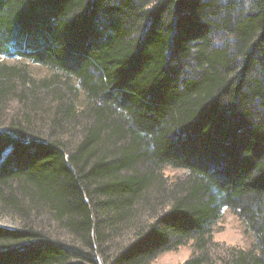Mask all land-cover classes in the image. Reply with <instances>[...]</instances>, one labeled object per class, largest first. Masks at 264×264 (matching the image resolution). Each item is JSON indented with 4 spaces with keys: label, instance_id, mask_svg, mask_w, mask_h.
Listing matches in <instances>:
<instances>
[{
    "label": "trees",
    "instance_id": "16d2710c",
    "mask_svg": "<svg viewBox=\"0 0 264 264\" xmlns=\"http://www.w3.org/2000/svg\"><path fill=\"white\" fill-rule=\"evenodd\" d=\"M0 56V264H212L224 210L264 264V0H0Z\"/></svg>",
    "mask_w": 264,
    "mask_h": 264
},
{
    "label": "rangeland",
    "instance_id": "374dc122",
    "mask_svg": "<svg viewBox=\"0 0 264 264\" xmlns=\"http://www.w3.org/2000/svg\"><path fill=\"white\" fill-rule=\"evenodd\" d=\"M17 61V60H15ZM0 62H6L11 64L14 62L13 59H7L0 56ZM26 65L37 78L44 77L48 74V70L32 63L26 62ZM184 173L179 170L165 169L163 171L164 177L168 180L173 181L175 178L182 176ZM9 218L0 214V227L5 229H12L15 227ZM243 225L230 211L224 210L222 217L217 221L213 227L211 234V245L208 250L212 264H221L218 262L220 258H226L229 255L230 249L238 248L240 250H246L250 248L254 239L253 236L243 232ZM195 254L193 248V242H185L182 246L167 250L159 254L152 264H183L185 261L190 259Z\"/></svg>",
    "mask_w": 264,
    "mask_h": 264
}]
</instances>
